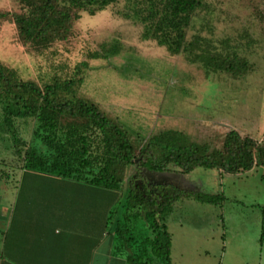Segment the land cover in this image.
<instances>
[{"label":"rangeland","instance_id":"1","mask_svg":"<svg viewBox=\"0 0 264 264\" xmlns=\"http://www.w3.org/2000/svg\"><path fill=\"white\" fill-rule=\"evenodd\" d=\"M125 5L119 0L94 15L81 12L70 37L44 50L22 43L13 20L5 19L0 60L42 87L71 77L87 62L78 97L98 105L128 133L138 157L128 174L140 186L146 177H160L165 181L157 186L176 180L183 183L180 190L223 194L213 204L187 195L174 201L165 222L175 264H264V166L238 174L197 167L184 174L170 165L164 177L148 169L141 174L138 153L160 129L181 130L218 149L230 129L264 139V0H203L178 54L144 39L143 24L122 16ZM0 10L26 8L0 0ZM1 114L0 107V120ZM34 124L32 118L17 119L27 142ZM21 165L12 137L0 135V213L20 207L29 181Z\"/></svg>","mask_w":264,"mask_h":264},{"label":"trees","instance_id":"2","mask_svg":"<svg viewBox=\"0 0 264 264\" xmlns=\"http://www.w3.org/2000/svg\"><path fill=\"white\" fill-rule=\"evenodd\" d=\"M16 1L26 11L0 10V22L12 19L22 43L44 50L70 37L81 12L94 15L119 0ZM202 6L203 0H126L121 14L143 24L144 39H154L171 54H178L187 29ZM100 54L94 57L99 58ZM87 66V62H82L71 77L42 87L24 80L16 69L0 60V135L12 137L21 167L27 171L120 192L121 200L111 211L110 219L117 239L131 249L134 264H173L172 234L165 215L174 201L187 195L213 204L223 201L224 196L174 186H140L135 175L128 174L129 165H138L128 133L98 105L78 97ZM19 118L34 119L29 142L19 134ZM138 153L140 167L153 172H165L173 165L184 174L197 167L238 174L264 166V139L230 129L223 148L218 149L194 141L181 130L160 129ZM262 229L261 241L264 218Z\"/></svg>","mask_w":264,"mask_h":264},{"label":"crops","instance_id":"3","mask_svg":"<svg viewBox=\"0 0 264 264\" xmlns=\"http://www.w3.org/2000/svg\"><path fill=\"white\" fill-rule=\"evenodd\" d=\"M20 172L29 178L20 207L0 213V264H134L110 219L120 192Z\"/></svg>","mask_w":264,"mask_h":264},{"label":"flooded vegetation","instance_id":"4","mask_svg":"<svg viewBox=\"0 0 264 264\" xmlns=\"http://www.w3.org/2000/svg\"><path fill=\"white\" fill-rule=\"evenodd\" d=\"M141 170H139V172L141 174H143V171L142 169H145V168H141L139 167ZM168 171V170H167ZM146 182L144 185H146L147 187H149L150 189H153L154 187H157V185H155L156 182H161V181H165V179H162L160 177H156V178H152V179H149L146 177ZM169 183H171L170 186H174L176 187L177 189H181L183 186V183H179V181H176V180H168ZM184 188V187H183Z\"/></svg>","mask_w":264,"mask_h":264},{"label":"water","instance_id":"5","mask_svg":"<svg viewBox=\"0 0 264 264\" xmlns=\"http://www.w3.org/2000/svg\"><path fill=\"white\" fill-rule=\"evenodd\" d=\"M149 171H150V170H149ZM151 172H153V171H151ZM157 173L163 175L164 177L167 176V175L169 174V172H166V171H165V172H157Z\"/></svg>","mask_w":264,"mask_h":264}]
</instances>
